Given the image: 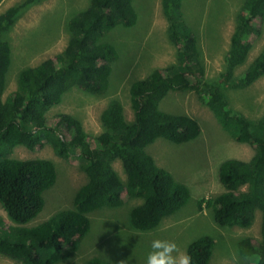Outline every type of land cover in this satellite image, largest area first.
<instances>
[{
  "label": "trees",
  "instance_id": "obj_1",
  "mask_svg": "<svg viewBox=\"0 0 264 264\" xmlns=\"http://www.w3.org/2000/svg\"><path fill=\"white\" fill-rule=\"evenodd\" d=\"M42 1L22 0L0 12V204L11 223L0 217V254L21 264H73L90 233L91 215L101 209L141 201L129 212V227L138 233L157 230L165 218L181 211L192 197L190 188L159 167L146 149L158 139L185 145L200 137L196 118L160 108L170 92H195L229 136L253 148L250 159L229 158L220 165L223 189L200 199L197 209H210L213 224L228 230L249 229L260 211V239L243 238L234 252L249 264H264V116L250 119L230 101L231 92L246 90L264 77V49L247 64L263 34L264 0L242 1L223 69L214 79L206 77L199 40L185 19V0H161L176 61L131 85L132 121L123 102L110 99L100 114L102 132L95 136L74 115L48 113L74 88L94 96L108 92L119 52L105 38L118 27H135V0H88L84 10L72 17L66 14L58 27L65 28L63 51L21 69L15 90L6 95L13 65L11 33L22 14ZM46 145L65 161L75 159L86 181L73 191L71 207L35 222L45 208V192L57 183V168L48 159L13 155L18 147L34 151ZM116 162L124 169L125 181ZM215 247L209 235L193 240L186 248L190 264H212ZM84 264L112 262L92 257Z\"/></svg>",
  "mask_w": 264,
  "mask_h": 264
},
{
  "label": "rangeland",
  "instance_id": "obj_2",
  "mask_svg": "<svg viewBox=\"0 0 264 264\" xmlns=\"http://www.w3.org/2000/svg\"><path fill=\"white\" fill-rule=\"evenodd\" d=\"M21 1L5 0L0 6V12ZM64 1H70V4L65 6ZM64 1L43 0L30 7L18 19L10 36L13 65L8 76L6 95L15 90L16 78L21 69L36 66L65 48V28L63 29L62 25L58 28L59 24H64L63 17H72L84 10L88 0ZM242 1H184L185 19L199 40L208 79L216 78L223 69L224 56L230 47L235 17ZM134 6L137 13L139 12L135 27H118L105 38L119 52V59L114 64L110 76L108 92L103 96H94L74 88L65 95L61 104L52 107L48 113L49 117L60 113L74 115L82 120L89 134L95 136L102 132L100 114L106 104L110 99L118 98L125 106L127 119L133 120L134 112L129 95L131 85L152 70L166 67L176 61V48L168 38V23L162 12L161 0H135ZM263 49L264 29L247 64ZM230 101L236 111L250 119L263 117L264 77L246 90L231 92ZM160 108L173 114H187L201 124L200 137L189 144L176 145L165 139H158L146 149L159 167L169 171L178 182L190 188L192 197L189 203L181 211L165 218L157 230L148 233L134 232L129 227L130 209L139 204V200H131L121 208H105L90 214V233L82 242L73 264H84L92 257L105 258L112 264H145L148 253L152 251L151 243L156 239L175 243L177 250L172 255L178 257L186 255L188 245L204 235L212 236L216 240L212 264H249V260L237 257L235 246L246 237L254 241L260 239L261 212L257 211L255 223L249 229L235 227L228 230L213 224L210 209L204 208L199 212L197 208L200 199H209L223 189L218 176L220 165L229 158L250 159L253 148L237 143L229 136L195 92H170ZM13 156L18 159H48L57 168V183L45 192V208L35 222H45L58 210L71 207L73 191L86 181V176L78 168L75 159L65 161L57 157L49 145L34 151L18 147ZM115 168L125 181L121 163L116 162ZM0 217L6 224H11L1 204ZM0 264L21 263L0 254Z\"/></svg>",
  "mask_w": 264,
  "mask_h": 264
},
{
  "label": "clouds",
  "instance_id": "obj_3",
  "mask_svg": "<svg viewBox=\"0 0 264 264\" xmlns=\"http://www.w3.org/2000/svg\"><path fill=\"white\" fill-rule=\"evenodd\" d=\"M151 249L145 259V264H190L191 257L188 255H180L174 257L172 253L177 250V246L173 242L153 240Z\"/></svg>",
  "mask_w": 264,
  "mask_h": 264
}]
</instances>
